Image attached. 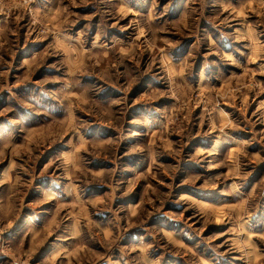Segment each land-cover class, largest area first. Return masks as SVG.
<instances>
[{
    "label": "rangeland",
    "instance_id": "rangeland-1",
    "mask_svg": "<svg viewBox=\"0 0 264 264\" xmlns=\"http://www.w3.org/2000/svg\"><path fill=\"white\" fill-rule=\"evenodd\" d=\"M0 264H264V0H0Z\"/></svg>",
    "mask_w": 264,
    "mask_h": 264
}]
</instances>
